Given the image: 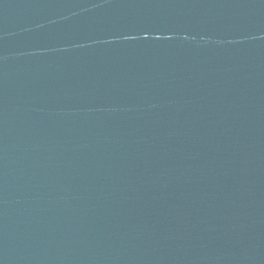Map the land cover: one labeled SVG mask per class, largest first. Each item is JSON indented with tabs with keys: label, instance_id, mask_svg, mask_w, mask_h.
<instances>
[{
	"label": "water",
	"instance_id": "95a60500",
	"mask_svg": "<svg viewBox=\"0 0 264 264\" xmlns=\"http://www.w3.org/2000/svg\"><path fill=\"white\" fill-rule=\"evenodd\" d=\"M0 264H264V0H0Z\"/></svg>",
	"mask_w": 264,
	"mask_h": 264
}]
</instances>
